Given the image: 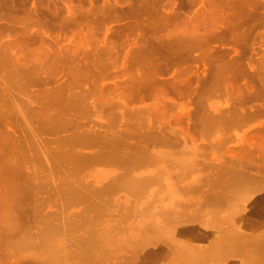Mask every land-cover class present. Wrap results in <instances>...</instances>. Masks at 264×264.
I'll return each instance as SVG.
<instances>
[{"label": "rangeland", "instance_id": "374dc122", "mask_svg": "<svg viewBox=\"0 0 264 264\" xmlns=\"http://www.w3.org/2000/svg\"><path fill=\"white\" fill-rule=\"evenodd\" d=\"M19 1L24 8L28 6L25 8L26 13L27 11L32 12V10H35L34 7H36L38 12H41L43 26H39L41 29L38 26H31V34L29 36L27 35L28 37L23 35V38L21 37L23 33H19L18 35L20 37H18L15 35L16 33L5 31V27L12 26L9 20L0 21V27L3 26V29L0 28L2 29L0 30V52L6 51L4 54L7 55V62L4 59L6 67H4L3 64H1L2 67H0V72H4L7 68V70H5L7 73H0V211L3 209L2 211L5 212H0V214H3V216L0 215V230L2 232L4 231V234L0 232V244H6V246H3V249L6 250H0V257H2L3 262L5 261V257L7 258V261H5L6 264H13V262L17 261L18 257H25L22 258L24 261L31 262L33 260L36 263L42 258V262L44 260V262L49 263L51 259L46 257L48 245L47 247L44 246L49 243H44V240L40 238V235L42 238L44 236L41 234L43 233V229H41V227L43 228V224L41 223H46L47 219L50 220L51 212L54 213L56 211V213L61 215L60 212L64 207L61 204H64L65 201H63V197L68 201V198H72L79 193L81 194V192L93 196L88 190L90 187L92 188L93 186V188L99 187L98 189H102L105 186L101 185L105 184L107 181H114L115 176H117L116 178L120 176L122 178V175L126 174L124 177H128H125L126 180L131 179L130 184L129 181H126L123 177L126 181L123 184L127 186V188L121 187L120 184V189H118L117 186L119 191L116 189L117 191L115 190L114 192L116 195L112 194L113 192L109 193L110 199L112 194L113 202L111 201L112 199L109 200L107 197L109 202L105 210L108 207L111 211L115 210L117 207H114V204H119L121 207L122 204L129 203L137 206L140 204L138 206L139 208L152 205L154 206L152 210L154 212L160 208V204L154 203L153 200L158 195V191L162 186L166 194H171V191H176V189L178 191L182 189L180 187H175L176 185L171 186L170 181L172 177H182L180 179L182 184L188 182L192 183L191 185L193 186L198 184L202 185L199 193H190L186 196L187 198L185 197L186 193L180 192L177 194V202L180 201V194H183L188 201L196 200L202 203L205 201L206 204L208 203L206 201L207 199L205 200V196L208 193H203L205 192L204 190L208 191V187L205 186L204 188L203 184L208 179L206 176L210 177L216 171H219L217 170L218 166L220 168L223 165L221 168L224 169L226 166V168L230 170L233 168L231 166L234 165L236 170H242V172L239 170L241 172L239 174L245 171L244 173L247 175V172L252 171L249 174H254V179L257 178L256 180L259 181V179L261 180L264 178V173L261 174V172H259L262 171L261 168L264 167V165H262L264 164V0H151L156 6L150 4V0H29V2L28 0H17V4H19ZM147 1L149 3H146ZM33 3H35L34 6ZM139 4L141 5V9ZM145 6L149 7L151 11L144 10L143 7ZM139 9L142 12L141 14ZM58 10L60 15L58 14ZM24 14L25 13L22 15ZM48 15H50V17ZM57 15L59 18L56 17ZM70 15L71 18H69ZM73 17L76 18L74 21L72 20L74 19ZM80 17L81 20H79ZM47 18L51 19V21L48 20V23L46 21ZM145 18L147 19V23H145ZM133 19L134 21L136 19L137 22H134ZM53 20L54 22L58 20L63 22L59 23L58 21L56 25V23L53 24ZM64 21L70 26H66ZM140 21H142V24L139 23V25L136 26V23ZM44 22L49 24L48 27ZM150 22L153 26L149 24ZM64 25L67 28H65ZM19 27L22 28L23 25ZM60 27H63V29ZM31 35L32 37H30ZM37 35L39 39H37ZM33 36H35L34 39ZM183 36L185 39L187 38V40L192 39V42L189 44L194 47V50L192 48L191 50L181 49V51L174 49V51L172 46L169 48L167 43L171 39H181L184 38ZM15 37L18 39L21 38L18 44H16V40L18 39ZM31 38L35 41L33 42ZM165 41L167 42L165 43ZM20 43L22 45L19 46ZM176 47L177 46H175V48ZM164 48L165 50H163ZM167 51H169V53H167ZM170 51H172V54ZM22 55L27 57V59L22 57ZM15 57L24 61H21L24 63H21V65L25 67L22 68L21 66L20 71L22 75L19 73L20 71H17L18 73L14 72L16 68L13 66L14 63L12 64L13 60H9L8 62V59H15ZM215 60L217 64L219 62L218 65H223L224 63L223 66H225V64L228 63L226 64L228 66L223 68V74L221 76L219 75L221 79L219 76L217 77L219 78L218 81L215 79L217 71ZM212 64L214 65L212 66ZM35 65L38 67L35 68ZM146 73H148L147 75L149 77ZM12 74L14 76L21 75V78L24 77L22 79L25 81V84L22 79V82H20V77L18 78L20 80H18L19 83L14 82L11 84L7 82L5 78L7 75L10 76ZM140 75L143 80L140 78ZM143 75L147 76V81H144L146 79H144L145 77ZM136 78H138V80H136ZM172 87L173 89H171ZM72 92L75 93L76 98L83 94L81 97H78L83 99L81 103L80 99H75ZM68 97L70 99L72 97L74 98L70 101ZM74 100L80 104L77 105L78 103ZM68 101H70L72 105ZM82 102L83 106L85 105L84 107L82 106ZM16 106L18 107L16 108ZM6 107L8 109H6ZM22 107L24 108L22 109ZM10 108H14V111L11 112ZM201 113L202 116H200ZM2 114L5 117L2 118ZM209 115L211 118L210 120L208 119ZM224 116L231 117L232 121L230 118L226 119ZM201 117L202 119L204 118L205 124H201V122H203ZM223 117L226 121L229 120L231 122H225ZM212 118H214V122L215 120L217 121L218 127L216 124L210 123L213 122ZM218 118H222L223 123L226 124L222 125V120ZM207 125L208 127H206ZM210 125L216 127L213 126L214 128L212 127V129H210ZM78 134H82L81 137L78 136ZM85 135L87 137L99 135L97 137L101 138V142L104 139V143L100 142V145H92L96 150L91 146L82 144L77 147L79 149L78 151L81 150V153L85 155L88 160L91 159V161L86 162V160L83 163L80 173L78 171L79 169L76 171L78 175L76 172H74L75 175L72 172V176L71 172L67 169L69 166L57 168L52 160H49L51 148L53 149L56 147V138L69 139L75 136V138L81 139L82 136L86 137ZM105 136H109L111 141H114H112L113 143L117 142L118 146H115L117 150L118 147L120 148L118 151H121V153L119 152V154H123V156H119L120 159L122 157L125 158L124 155L128 154L130 159L134 160L131 161V163L130 160L128 161L129 163H125L119 160L117 161L115 160L117 158H115L113 160L110 159V162H106L108 160L105 158V156H107L106 154L114 151L116 147H112L114 144L109 141L110 139L108 137L106 139ZM153 140L158 142L155 141L153 143ZM29 142H33L34 145ZM164 142H166V144H164ZM107 143H109V145L111 143V145L108 146ZM156 143H163V146L161 147L159 146L160 144L157 145ZM27 144L30 145L27 146ZM103 144L106 147L105 149ZM23 145L25 147H23ZM24 148L30 153L29 156ZM19 149L21 150L19 151ZM22 149L25 150L24 154H22ZM102 149L103 152L101 151ZM132 150L134 152H132ZM135 150H139L141 153L139 151V153L135 152ZM34 152L35 155H33ZM36 152H38V154H36ZM95 152H97V154ZM136 153L138 156L139 154L142 156L138 158ZM44 154L47 156V160L45 158L44 162H42L43 165H41V161L38 162L34 158L38 155L40 156V160H42L44 159L42 158ZM103 154H105L102 159L104 162L99 156ZM91 155L93 158L95 157V160L99 159V162H97L98 160L95 161L92 159V157L89 158ZM128 155L125 158L127 160L129 158ZM133 157L138 159L141 157L145 163L143 160V164H141L142 162L139 160L138 163L137 159L135 162V158ZM256 157H258V161L256 162L257 164L259 163L257 167H255L256 165L252 167V165L256 163L254 161L251 165L248 163H246L248 165L244 164L246 166L243 165L245 161L249 162V160H254V158L257 160ZM22 158H27L26 160L28 161L24 159L25 163L24 161L21 162L20 159L22 160ZM238 158H241V161L243 160L244 162L242 163L240 160L239 162L237 160ZM166 159L175 164L168 163V161H165ZM10 160H12V163ZM34 160L36 162H34ZM260 160H262L263 163L260 164ZM6 161L7 164L9 162L8 165H6ZM14 161H16L20 167ZM46 162L48 163L45 164ZM14 163L16 164L15 168V165L13 166ZM123 163H125V166L129 165L132 167H128V169ZM134 165L137 168H135ZM188 165L190 168L187 167ZM210 165H216V168H214L215 166H211V168H214L211 169ZM249 165L250 170L247 168ZM259 165L262 167L258 170ZM18 167L19 169L16 170ZM203 167L208 168L203 169ZM12 168H14L15 171ZM61 168H63L62 170L64 171L65 169L68 171L64 173ZM83 168L84 171L81 173ZM59 170L62 172L60 173ZM71 170L73 171V169ZM253 170L256 173L258 172L257 175ZM67 172L69 177L66 176ZM128 172L130 173V177ZM259 173L263 175V177H259ZM249 174L247 176H250ZM79 175H81V178H78L80 177ZM64 177L65 180L63 179ZM72 177L74 179H71ZM75 178L77 181H75ZM121 178H119V181ZM165 178L168 183H166L167 181ZM62 180H64V182ZM149 180L152 183L155 181V183L152 184ZM142 181H144L142 187L145 189L142 191L144 193H142L143 196L141 195V199L144 198L143 200L139 199L140 195H138L139 191L141 193V188L139 189L134 186V184L141 183ZM65 182L66 184L71 183L74 187L71 185L70 187L68 186L69 184H67L69 189H65L66 184H63ZM75 182H77V184ZM82 182L85 184H82ZM114 182H118V180ZM262 182L260 181V183ZM89 183L92 186L89 187ZM39 184H42V186L38 187ZM150 184L151 187H149ZM182 184L180 185L182 186ZM54 185H60L62 188L59 186L60 189H57L59 187ZM81 185L83 190L80 188ZM83 185H87L89 188H87V186L85 188ZM144 185L148 188L147 191ZM75 186L77 187L75 188ZM253 186L255 187V185ZM4 187H7L5 188L6 191L8 190L7 192L4 190ZM11 188L14 190L12 195L10 193L12 190ZM17 188L18 190H16ZM70 188H72L71 191H73L72 195L69 191ZM130 188H132L131 190H133L134 193H132L131 190L128 191ZM76 190L78 191L75 193ZM255 191H258L256 194L253 193L256 196L264 195V192H259V190ZM137 192L138 194L136 195ZM2 193L5 196H1ZM53 193H57L53 196L55 197L57 195L58 199H53ZM61 193H67L68 197ZM46 195H48V197ZM86 195H84L85 197L82 200L76 201L82 202L78 203V205L80 204L79 206L74 201L71 202L75 204H73L74 206L71 205L72 208L69 210V213H81L86 203V201L83 200H88L85 206L88 202L90 203L87 207L90 206L92 202L95 204L98 202L97 200L99 198L96 200L95 197L90 196L91 198H88L89 196ZM103 195L106 199L105 193H103ZM10 196L13 198L12 201L9 199ZM158 197H160V194ZM48 198V201H50L49 203L46 201ZM55 199L63 202L59 201V204ZM137 199L140 201L138 200L137 202ZM8 200L11 201V203L8 202ZM241 200L239 201L240 204ZM37 201H40V207H38L39 202ZM41 201H43V203ZM67 201H65V203ZM5 204H9L10 206L7 205L9 207H5ZM243 204L245 205L246 201H244ZM34 205L35 207H33ZM44 205H46L45 208L43 207ZM60 205L62 206L61 210H59V207H61ZM14 207L16 209L12 211ZM41 207H43L42 212H40L41 210L39 209ZM87 207H85L84 210H87ZM5 208H7V211H5ZM33 208L38 210L34 209V212ZM48 210L50 212H48ZM110 210L106 211L109 212ZM10 211H12V214ZM40 213H44L42 214L45 215L43 219L38 217L42 216ZM46 213L47 215L50 213V215L47 216ZM56 213L54 215L52 214V218L56 216ZM36 215L38 216L36 217ZM211 216L212 215H208V218ZM4 217H6V221ZM52 218L50 221H47V223L53 222L52 225H57V223H59L58 218H56L57 221H54L55 219L52 220ZM12 219H14V221ZM74 221L75 218L73 222ZM135 221L147 222L148 220L140 218ZM19 224L21 225L19 226ZM13 228L15 230H12ZM5 229H7V231ZM29 229L30 231L33 229L30 232L33 241H36L38 243L37 245H42L44 243L42 245L43 248L40 245L39 248L36 243L33 248L27 246L25 240ZM5 231L7 233H5ZM35 234L39 238H35ZM20 235L24 238L22 239L23 242L25 241V244L21 241L22 239L20 240ZM6 236L8 238L10 237L9 239H15L16 242L13 244L18 243L19 241L17 242V240H20L22 242L20 243L22 244L21 250L19 248H17L18 250L13 248V253L11 251L12 241L9 240L10 243H6L3 240L4 238L6 241L8 240ZM14 239L12 240L14 241ZM7 246L9 247L7 248ZM7 250L9 253L7 252L6 256L5 252ZM2 251L4 254L1 253ZM41 251L46 252L45 255H43V253H40L42 255L38 254ZM11 254L14 255L12 256ZM27 256H29L28 259H26ZM239 256L240 259H245L242 255ZM22 259L18 260L21 261ZM62 262H64V260Z\"/></svg>", "mask_w": 264, "mask_h": 264}, {"label": "bare ground", "instance_id": "6f19581e", "mask_svg": "<svg viewBox=\"0 0 264 264\" xmlns=\"http://www.w3.org/2000/svg\"><path fill=\"white\" fill-rule=\"evenodd\" d=\"M23 1H25V0H23ZM22 1V2H23ZM41 1V0H40ZM28 2H29V0H28ZM27 2V3H28ZM152 2V3H151ZM31 3V2H30ZM146 3H149L148 1L146 2ZM23 4H24V2H23ZM34 4L35 3H33V6H34ZM41 4V3H40ZM39 4V5H40ZM150 4H152V5H154V6H156L155 4H153V1H151L150 0ZM29 5V4H28ZM137 5V4H136ZM140 5V4H139ZM149 5V4H148ZM151 5V6H152ZM26 6H27V4H26ZM36 6V5H35ZM42 6V5H41ZM142 6H144V5H142ZM28 7V6H27ZM27 7H25V8H27ZM132 7V6H131ZM25 8H24V6H22V3H20V1H19V4H17V0H0V21L2 20V21H4V20H9L10 21V23H12V26H10V27H5V31H9V33L11 32V33H16L15 35H17L18 37H20L18 34L20 33H23L22 34V36L21 37H23L24 38V36L26 35H30L31 33V29H32V27H35V26H40V27H42L43 25V18H42V15H41V12H38V10L36 9V7H34L35 8V10H32V12H28L27 11V13H26V11H25ZM30 8V7H29ZM33 8V9H34ZM59 8V7H58ZM144 8V10H148V11H151L150 9H149V7H147V6H145V7H143ZM40 9H41V7H40ZM43 9V8H42ZM138 9V8H137ZM137 9H135V10H137ZM140 9H141V5H140ZM139 9V10H140ZM27 10H29V9H27ZM59 10H61V9H59ZM59 10H58V14H59ZM55 11H57V10H55ZM54 11V12H55ZM53 12V11H52ZM133 12H134V8H133ZM140 12V14L142 13L141 12V10L139 11ZM23 13H25L24 15H22ZM43 13V12H42ZM60 13H61V11H60ZM136 13V12H135ZM137 13H138V11H137ZM144 13V12H143ZM151 13V12H150ZM47 14V13H46ZM45 14V15H46ZM51 14V13H50ZM53 14V13H52ZM55 14V13H54ZM56 14H57V12H56ZM132 14H134V13H132ZM148 14V13H147ZM44 15V16H45ZM60 15V14H59ZM139 15V14H138ZM142 15H144V14H142ZM49 17H50V15H48ZM48 16H46V17H48ZM63 16V15H62ZM149 16V15H148ZM55 17V16H54ZM56 17H58V15L56 16ZM55 17V18H56ZM132 17V16H131ZM135 17V16H134ZM138 17V16H137ZM136 17V18H137ZM143 17V16H142ZM142 17H141V19H142ZM59 18V17H58ZM63 18V17H62ZM66 18V17H65ZM69 18H71V15H70V17ZM74 18V17H73ZM60 19H61V17H60ZM64 19V18H63ZM67 19V18H66ZM76 18H74V19H72L73 21L75 20ZM77 19H79V18H77ZM48 20H50L51 21V19H48L47 18V23H48ZM57 20V19H56ZM62 20V19H61ZM68 20V19H67ZM79 20H81V17H80V19ZM137 20L139 21V19L137 18ZM59 21V20H58ZM57 21V22H58ZM66 21V20H65ZM65 21H64V23H65ZM133 21H134V19H133ZM135 21H136V19H135ZM134 21V22H135ZM147 21V19L145 18V23H147L146 22ZM52 22H54V20L52 21ZM52 22H51V24H52ZM57 22L55 21L53 24H55L56 23V25H57ZM63 22V21H62ZM62 22H60L59 21V23H62ZM76 22V21H75ZM77 22H79V21H77ZM137 22V21H136ZM9 23V22H8ZM44 23H46V22H44ZM46 23V24H47ZM50 23V22H49ZM63 23V24H64ZM69 23V22H68ZM71 23V22H70ZM139 23H141L142 24V21H140V22H138V23H136V26L137 25H139ZM20 24V25H19ZM45 24V25H46ZM132 24V23H131ZM151 26H153V24L150 22L149 23ZM10 25V24H9ZM8 25V26H9ZM21 26V25H23V27L21 28V27H19V26ZM48 25L49 24H47V27H48ZM65 25L66 26H70V25H67L66 23H65ZM64 25V27L65 28H67L66 26ZM32 26V27H31ZM134 26V25H133ZM135 26V27H136ZM3 27V26H2ZM2 27H0V28H2ZM39 27V28H40ZM130 27V26H129ZM131 27H132V25H131ZM45 28V27H44ZM43 28V29H44ZM60 28H62L63 29V27H60ZM3 29V28H2ZM2 29H0V30H2ZM41 29V28H40ZM36 30V29H35ZM40 31V30H39ZM6 33V32H5ZM35 33V32H34ZM37 33H38V30H37ZM36 33V34H37ZM2 34H3V32H2ZM39 34H40V32H39ZM24 35V36H23ZM32 35H34V34H32ZM32 35L30 36V37H32ZM27 36V37H28ZM40 36V35H39ZM0 37H1V35H0ZM29 37V38H30ZM34 37L35 36H33V39H34ZM37 37V39H39L38 38V35L36 36ZM184 37V36H183ZM16 38V37H15ZM22 38V39H23ZM29 38H28V40H29ZM16 39H18V38H16ZM20 40H21V38H19ZM19 39L18 40H16V44H18L19 43ZM32 39V38H31ZM31 39H30V41H31ZM32 39V40H33ZM41 39V38H40ZM25 40V39H24ZM42 40V39H41ZM169 40V39H168ZM193 40H195V39H193ZM35 40H33V42H34ZM22 42H23V40H22ZM28 42V41H27ZM26 42V43H27ZM167 41H165V43H166ZM190 42H192V39H189V40H187V38L185 39V37L184 38H175V39H171L168 43H167V45L169 46V48L172 46V49L174 50V49H178V50H180L181 51V49H184V50H191L192 48H193V50H194V47L191 45L190 46ZM25 43V44H26ZM31 43V42H30ZM162 43H164V42H162ZM161 43V44H162ZM160 44V45H161ZM20 45H22L21 43L19 44V46ZM162 46V45H161ZM175 46H177L176 48H175ZM195 46V45H194ZM165 47V46H164ZM7 48H9V47H7ZM161 48V47H160ZM166 48H167V46H166ZM2 50H3V47H2ZM7 50V49H6ZM163 50H165V48L163 49ZM171 50V49H170ZM172 50V51H173ZM178 50H176V51H178ZM172 51H170V53L172 54ZM175 51V50H174ZM179 51V52H180ZM6 52V51H5ZM5 52H0V59H1V63H0V67H2V65L1 64H3L4 65V67H6L5 66V64H4V62L7 60L6 59V57H7V55H5L4 53ZM30 52V51H29ZM33 52V51H32ZM164 52V51H163ZM166 52V51H165ZM186 52V51H185ZM188 52V51H187ZM192 52V51H191ZM3 53V54H2ZM167 53H169V51H167ZM189 53H190V51H189ZM8 54V53H7ZM11 54V53H10ZM171 54H169V55H171ZM191 54V53H190ZM15 56V55H14ZM22 57H24V58H26L27 59V57H25V56H23L22 55ZM4 59H5V61H4ZM9 60H13V62H12V64L14 63V67L16 68L15 69V73H18L17 71H20L21 70V66H22V68H25V67H23L24 65H21V63H23L24 61L22 60V59H20V58H16L15 57V59H8V62H9ZM214 60V59H213ZM21 61H23V62H21ZM216 61V60H215ZM7 62V61H6ZM213 63H214V61H213ZM226 63V62H225ZM24 64V63H23ZM215 64L217 65V71H216V77H215V79H217V81H218V79L220 78V76L223 74V68H226V66H228V65H226V64H228V63H226L225 64V66H223L224 65V63H223V65L221 64V65H218L219 64V62H218V64H217V61L215 62ZM6 65H7V63H6ZM214 64H212V66H213ZM8 66H9V64H8ZM10 66H11V64H10ZM33 66V65H32ZM36 67L35 68H37L38 66L37 65H35ZM12 67V66H11ZM13 67V68H14ZM8 68H10V67H8ZM34 68V67H33ZM33 68H31V69H33ZM215 68V67H214ZM10 69H12V68H10ZM216 69V68H215ZM3 70H4V68H3ZM5 70H7V68L5 69ZM5 70H4V72H5ZM12 70H14V69H12ZM1 71V70H0ZM10 71V70H9ZM26 71H28V70H26ZM3 72V71H2ZM2 72H0V73H2ZM2 73V74H5V73H7V71L5 72V73ZM12 72V71H11ZM9 73V72H8ZM14 73V74H15ZM20 74H21V71L19 72ZM25 73V72H24ZM219 73V74H218ZM1 74V75H2ZM10 74V73H9ZM148 73H146V75H147ZM22 75V74H21ZM21 75L20 76H14L13 74L12 75H10V76H8L7 75V77H6V75H5V79H6V81L7 82H10L11 84L12 83H19V81L22 79V78H24V77H22L21 78ZM144 76L145 78L144 79H146V77L148 76ZM220 75V76H219ZM4 76V75H3ZM219 76V78H217ZM2 77V76H1ZM20 77V78H19ZM149 77V76H148ZM3 78V77H2ZM20 80H19V79ZM139 78V77H138ZM138 78H136V80H138ZM140 78L142 79V77H141V75H140ZM5 79H3V80H5ZM29 79V78H28ZM140 79V80H141ZM221 79V78H220ZM19 80V81H18ZM23 80V79H22ZM22 80L20 81V82H22ZM143 80V79H142ZM24 81V80H23ZM144 81H147V79L146 80H144ZM216 81V80H215ZM216 81V82H217ZM24 84H25V81L23 82ZM27 83V82H26ZM28 84V83H27ZM13 85H15V84H13ZM16 85H18V84H16ZM21 86H22V84H21ZM171 86V85H170ZM175 87V86H174ZM178 88V87H177ZM171 89H173V87L171 88ZM178 89H180V88H178ZM182 89V88H181ZM174 90H175V88H174ZM177 91V90H176ZM82 93V92H81ZM81 93H78V94H81ZM74 94V97H75V93L74 92H72V95ZM83 94H81V96H82ZM69 96L71 97V95L69 94ZM81 96H78V97H81ZM74 97H72V98H74ZM76 98L75 97V99H80V98ZM69 98V97H68ZM71 98V99H72ZM5 99V98H4ZM3 99V100H4ZM70 99V98H69ZM71 99H70V101H71ZM73 100V99H72ZM81 100H83V99H80V103H81ZM70 101H68L69 103H70ZM74 101H76V100H74ZM14 102H15V100H14ZM77 102V101H76ZM78 103V102H77ZM80 103H78L77 105H79ZM6 104L8 105V103L6 102ZM5 104V105H6ZM9 104H10V101H9ZM13 104V103H12ZM15 104H16V102H15ZM71 105H72V103H70ZM74 104V103H73ZM85 104V103H84ZM204 104V103H203ZM11 105V104H10ZM9 105V106H10ZM19 105V104H18ZM21 105V104H20ZM69 105V104H68ZM71 105H69V106H71ZM77 105H74V106H77ZM206 105V104H205ZM23 106V105H22ZM82 106H83V102H82ZM85 106V105H84ZM83 106V107H84ZM18 106H16V108H17ZM25 107V106H24ZM24 107H22V109L24 108ZM71 107H73V106H71ZM80 107V106H79ZM82 107V108H83ZM203 107V106H202ZM204 107H206V106H204ZM15 108V107H14ZM14 108H10V110H11V112L12 111H14ZM21 108V107H20ZM20 108H19V110H20ZM74 108H76V107H74ZM236 108V107H235ZM6 109H8L7 107H6ZM21 109V110H22ZM25 109H26V107H25ZM77 109V108H76ZM86 109V108H85ZM81 110V109H80ZM1 111V110H0ZM3 111H5V110H3ZM2 111V112H3ZM9 111V110H8ZM7 111V112H8ZM23 111V110H22ZM25 111H27V110H25ZM233 111H235V110H233ZM29 112V111H28ZM206 112V111H205ZM1 114V113H0ZM4 114V113H3ZM2 114V115H3ZM12 114V113H11ZM25 114H26V112H25ZM210 114V113H209ZM10 115V114H9ZM204 115H206V114H204ZM200 116H202V113H201V115ZM1 117V116H0ZM3 117H5L4 115L2 116V118ZM30 117V116H29ZM220 117V116H219ZM226 119H229L230 118V120L232 121V119H231V117H226V116H224ZM223 117V118H224ZM208 118V117H207ZM217 118V117H216ZM224 118V121L225 122H228V121H226V119ZM234 118H236V117H234ZM233 118V119H234ZM5 119H7V118H5ZM201 119H202V117H201ZM199 120V121H202V120ZM206 119V118H205ZM209 120L211 119L210 118V115H209V118H208ZM218 119H220V120H222V125H225L226 123H223V119L222 118H218ZM217 119V120H218ZM237 119V118H236ZM214 120V118H212V121ZM206 121V120H205ZM231 121H229V122H231ZM221 122V121H220ZM202 123H204V120H203V122H201V124ZM210 123H213L214 125L216 124L217 125V121L215 120V122L213 121V122H210ZM209 123V124H210ZM205 124V123H204ZM219 124V123H218ZM213 125V126H214ZM212 125H210V129H212V127H213ZM219 125H217V127H218ZM220 126H221V123H220ZM32 127H35V126H32ZM206 127H208V125L206 126ZM214 127H216V126H214ZM213 127V128H214ZM222 127V126H221ZM36 129V128H35ZM217 130V129H216ZM209 131V130H208ZM210 132H211V130H210ZM84 134V133H83ZM85 134H86V132H85ZM89 134H91V133H89ZM94 134V133H93ZM81 135L82 134H78V136H80L81 137ZM95 135V134H94ZM211 135V134H210ZM68 136H70V135H68ZM77 136V135H76ZM86 136V135H85ZM93 136V135H92ZM97 136H99V135H97ZM97 136H95V137H83L82 136V138L81 139H79V138H75V136H73L74 138H66V139H60L59 137V139L58 138H56V147H54L53 149L51 148V150H50V158H49V160L51 159L52 160V162L55 164V166H57V168H59V167H61V166H69V168H67V167H65V168H67L70 172H71V175L73 176V174H74V172H76L78 169V171H79V173H80V169H81V167L83 166V163L86 161V162H88V161H91V159H87L86 157H85V155H83L82 153H81V150L80 151H78L79 149L77 148L79 145H88V146H91V147H93L92 145H95V144H99L100 145V139L101 138H99V137H97ZM209 136V135H208ZM106 137V139H107V137L110 139V137L109 136H105ZM153 137H157V136H153ZM153 137H151V138H153ZM104 138V137H103ZM102 138V139H103ZM115 139V138H114ZM33 141V140H32ZM103 141H104V139H103ZM102 141V142H103ZM107 141V140H106ZM110 142H112L111 141V139L109 140ZM109 141H107V142H109ZM156 140H153V143L155 142ZM167 141V140H166ZM101 142V143H102ZM114 142V141H113ZM112 142V143H113ZM156 142H158V141H156ZM25 143V142H24ZM30 144L32 143L33 144V142H29ZM104 143V142H103ZM30 144H27V146H29ZM108 144V146H110L111 145V143H110V145H109V143H107ZM114 144V146L112 145V147H116V146H118V144H117V142L116 143H113ZM157 144V143H156ZM155 144V145H156ZM158 144H160V143H158ZM157 144V145H158ZM164 144H166V142H164ZM217 144H218V142H217ZM26 145V144H25ZM34 145V144H33ZM54 145V144H53ZM104 145V144H103ZM102 145V146H103ZM105 145H106V143H105ZM105 145H104V149L106 148L105 147ZM116 145V146H115ZM156 145V146H157ZM170 145V144H169ZM18 146H21V145H18ZM159 146H163V143H161ZM158 146V147H159ZM166 146V145H165ZM168 146V145H167ZM23 147H25L24 145H23ZM80 147H83V146H80ZM99 147V146H98ZM21 148V147H20ZM93 148H95V147H93ZM18 149V148H17ZM25 149V148H24ZM27 149H28V147H27ZM36 149V148H35ZM111 149V148H110ZM115 149V148H114ZM113 149V150H114ZM21 149H19V151H20ZM26 150V149H25ZM25 150H23L22 149V154H24V151ZM95 150H96V148H95ZM107 150H108V148H107ZM112 150V149H111ZM118 150H120V148L118 147ZM117 150V147H116V149L114 150V151H111L109 154L107 153H105L107 156H105V154H103V155H99L101 158V160L103 159V157L105 156V158H106V162H110V159L111 160H113V159H115V158H117V159H115V160H119L120 162H127V163H129L128 161L130 160V163H131V161H133V160H131L130 159V156H129V158H128V160L127 159H125L126 157H127V155L125 154L124 156H125V158H123V160H122V158L120 159V157H121V155L123 156V154H119V152L121 153V151H118ZM27 151V153H28V156H29V152H28V150H26ZM38 151V150H37ZM39 151H42V150H39ZM100 151V150H99ZM102 152H103V149L101 150ZM106 151V150H105ZM130 151V150H129ZM139 151V150H138ZM137 150H135V152H138ZM142 151V150H141ZM48 152H46V153H48ZM108 152H109V150H108ZM132 152H134L133 150H132ZM140 152V151H139ZM138 152V153H139ZM19 153V152H18ZM18 153H17V156H18ZM26 153V152H25ZM96 154H97V152H95ZM101 153V152H100ZM141 153V152H140ZM142 153H145V152H142ZM16 154V153H15ZM36 154H38V152H36ZM119 154V155H118ZM130 154V153H129ZM146 154H147V152H146ZM163 154V153H162ZM31 155H32V153H31ZM33 155H35V152H34V154ZM93 155V154H92ZM92 155L91 156H89V158H91L92 157ZM136 155H137V153H136ZM143 155H145V154H143ZM43 156H46L45 154L43 155ZM42 156V158H44V159H42V160H40V156H38V155H36L35 156V158L34 157H32V158H34V159H36V161H41V165H43L42 164V162H44V160H45V158H46V160H47V156L46 157H43ZM94 156H95V154H94ZM98 156V155H97ZM119 157V159H118V157ZM139 156H142L141 154H139ZM139 156L137 155V157L139 158ZM148 156V155H147ZM22 157V156H21ZM20 157V158H21ZM149 157V156H148ZM18 158V157H17ZM31 158V159H32ZM104 158V159H105ZM133 158H135V157H133ZM138 158H135V162H136V159H137V162L139 163V161L140 162H142L141 164H143V159H141V157H140V159H138ZM163 158H166V157H163ZM257 158V160H255V158H254V160H249V162H246L245 161V163H243L244 161L242 160L241 161V158H238L237 160L239 161H241L242 163H243V165L244 164H246V163H248V164H250L251 165V163L254 161V162H256V161H258V157H256ZM25 159V158H24ZM24 159L22 158V160L20 159V161L21 162H23L24 161ZM27 159V158H26ZM25 159V160H26ZM92 159H94L95 160V157L93 158L92 157ZM167 159H171V158H167ZM165 160V161H168V160ZM174 159V158H173ZM178 159H180V158H178ZM177 159V160H178ZM249 159H250V157H249ZM252 159H253V157H252ZM261 159V158H260ZM264 159V158H263ZM12 160H14V159H12ZM12 160H10L11 161V163H12ZM16 160V159H15ZM96 160H98L97 162H99V159H96ZM95 160V161H96ZM139 160V161H138ZM143 160V161H142ZM161 160H164V159H161ZM181 160V159H180ZM26 161H28V160H26ZM35 160H34V162H36ZM93 161V160H92ZM103 161V160H102ZM172 161H174V160H172ZM179 161V160H178ZM239 161V162H240ZM262 160H260V164L261 163H263V161L261 162ZM15 163H16V161H14ZM30 162H32V161H30ZM101 162V161H100ZM104 162V161H103ZM170 161H168V163H169ZM183 162V161H182ZM239 162H238V164H239ZM253 162V163H254ZM13 164V166H14V168L16 167V164H18V163H16V164ZM24 163H25V161H24ZM23 163V164H24ZM33 163V162H32ZM48 162H46L45 164H47ZM51 163V162H50ZM52 163V164H53ZM93 163H94V161H93ZM102 163V162H101ZM125 163H123L124 164V166H125ZM144 163H145V161H144ZM167 163V162H166ZM171 163V162H170ZM173 164H175L174 162H172ZM171 163V164H172ZM227 163V162H226ZM252 163V164H253ZM8 164H9V162H8ZM7 164V161H6V165H8ZM53 164V165H54ZM82 164V165H81ZM95 164V163H94ZM177 164V163H176ZM178 164H179V162H178ZM248 164H246V165H248ZM259 164V163H258ZM257 162L255 163V164H253L252 165V167L254 166V165H256L255 167H257ZM22 165V164H21ZM38 165H39V163H38ZM48 165H50V164H48ZM181 165H183V164H181ZM220 165V164H219ZM246 165H244V166H246ZM250 165H249V167H247L249 170H250ZM262 165H264V164H262ZM18 166H19V164H18ZM35 166H37V165H35ZM70 166H71V169H73V171L70 169ZM123 166V165H122ZM135 166V165H134ZM134 166H133V168H134ZM138 166V165H137ZM141 166V165H140ZM178 166H180V165H178ZM199 166V165H198ZM206 166V165H205ZM211 166H215L214 168H216V165H210V168H211ZM217 166H218V164H217ZM223 166V165H222ZM221 166V167H222ZM228 166V165H227ZM20 167V166H19ZM19 167L18 168H16V170L17 169H19ZM39 167H40V165H39ZM38 167V168H39ZM125 167H132V166H129V165H127V166H125ZM143 167V166H142ZM141 167V168H142ZM181 167V166H180ZM187 167H189L190 168V166L188 165ZM220 167V168H221ZM229 167V166H228ZM231 167H233L234 168V170H236V168L234 167V165L233 166H231ZM254 167V168H255ZM262 166H258V170L261 168ZM14 168H12L14 171H15V169ZM135 168H137L136 166H135ZM140 168V167H139ZM178 168V167H177ZM183 168H184V166H183ZM197 168V167H196ZM202 168V167H201ZM208 167H206V168H204L203 167V169H207ZM209 168V169H210ZM213 167L211 168V169H214ZM219 168V166H218V169L217 170H219L218 172L216 171L212 176H210L209 174H207V175H209L210 177H207L206 176V178H208L207 180H206V182H204V184H203V187L205 188V186L206 187H208V191H206V190H204L205 192L203 193V194H205V193H208L206 196L205 195H203V196H205L206 198H205V200L207 201V203L208 204H206L205 203V201L203 202V203H205V204H203L201 201H196V200H190V201H188V199H186L187 197V195H189L190 193H195V194H197V193H199L201 190H200V188H202L201 186V184H198V185H196V186H193V185H191L192 183H188V182H186V184H182L181 182H180V179L182 178H179V176L178 177H172V180L170 181L171 182V186H175V187H180V188H182V189H180L179 191L176 189V191L175 190H173V191H171L172 193L171 194H166V193H164V189L161 187L160 188V190L158 191V195L160 194V197H158V195L155 197V199L153 200L154 201V203H156V204H160V208L159 209H157L155 212L154 211H152L153 210V208H154V206H146L145 208H143V207H138L137 205H133V204H129V203H127V204H122V209H121V207H120V205L119 204H114L113 206L114 207H117L115 210H113V211H111L110 209H106L107 211L108 210H110L109 212H107L106 210H105V208H106V205L108 204V202H109V200H111L112 199V194H115L114 192H115V190L117 189V186H118V189H120V184H121V187H126L127 188V186H124V182H126V181H129V184H130V180L131 179H127L126 180V178H128V177H124V175H126V174H124V175H122V178L124 177L125 178V180H124V178L122 179L121 178V176L119 177V178H121V180L119 181V178H116L117 176H115L114 178V181H116V180H118V182H114V181H107V182H105V184H103V185H101V186H105V187H103L102 189L100 188V189H98L99 187H96V188H93V186L90 184L89 185V187L90 186H92V188L90 187V189H88L89 190V192L90 193H92V195L93 196H91V197H95V199L97 200L98 198V202L97 201H95V202H97L96 204L95 203H93L91 200L93 199H91L90 201L92 202V204L90 205V206H88L87 207V205L88 204H90L89 202H88V204L85 206V204L87 203V201L88 200H83V201H86V203L84 204V209H85V207H87V210H84V209H82V211H81V213L79 212V214H74V213H69V210H71V208H72V206L71 205H73V204H75V203H77V205H78V203H82V202H76V201H79V200H82L85 196L84 195H86L87 193H83V192H81V194L79 193L78 195H76V196H74V197H72V198H68V201L66 200V198H64L63 197V201L65 200V201H67L66 203H65V201H64V204L62 203L61 205L62 206H64L63 208H62V206L61 207H59L60 209L59 210H61V208H62V211L60 212V214L61 215H59V213H56V211L53 213V212H51V215H50V213H49V215L51 216V218L53 217L52 216V214L54 215L55 213H56V216H54V218H52V220L53 219H55L54 221H57L56 220V218H58V222L59 223H57V225H52V223L53 222H49V223H47V221H50L51 220V218L50 217H48V218H50V220H48L47 219V221H46V217H45V221H46V223H41V224H43V228L41 227V229H43V233H41V234H43L44 236H43V238L41 237V235H40V238L42 239V240H44V243H49V244H46V245H44V246H46L47 247V245H48V247H47V253L46 252H39L38 254H40V253H43V255H45V253H46V257L47 258H50L51 259V261L49 262V263H46V262H44V260H43V262L41 261V259H40V255H42V254H40L39 256V259L40 260H38V262H36L35 263V261H31V262H29V261H24L22 258H25V257H22V258H17V261L16 262H13V264H264V195H262V196H256V195H254V194H256V192H258V191H255V190H259V192H264V178L263 179H259V181L258 180H256V179H254L253 178V175H251V174H249V173H251V172H247V175L249 174L250 176H247L246 175V173H242V174H239V173H241L242 172V170H236V171H234L233 170V168H231L232 169V171H231V169L230 170H228L227 168H226V166L224 167V169L223 168H221L220 169ZM226 168V169H225ZM246 168V169H247ZM253 168V169H254ZM263 168V169H262ZM261 168V170L262 171H259V172H261V174H263L264 172V167H262ZM36 169H37V167H36ZM63 168H61V170H62ZM129 169V168H128ZM202 169V170H203ZM210 169V170H211ZM59 170L60 171V173L62 172V171H64V170ZM68 170H66L65 169V171H64V173L66 172V171H68ZM103 170V169H102ZM133 170V169H132ZM132 170H130V171H132ZM137 170V169H136ZM164 170V169H163ZM188 170V169H187ZM190 170H192V169H190ZM193 170H195V169H193ZM216 170V169H215ZM224 170H226V171H224ZM83 171H84V168L82 169V172L81 173H83ZM104 171V170H103ZM129 171V172H130ZM159 171H161V170H159ZM158 171V172H159ZM204 171H209V170H204ZM211 171H213V170H211ZM237 171H239V172H237ZM248 171V170H247ZM255 171H257V170H255ZM70 172H69V174H70ZM72 172H73V174H72ZM128 172V175H129V177H130V173ZM162 172V171H161ZM253 172H254V170H253ZM78 172H76V174H77ZM132 173V172H131ZM194 173V172H193ZM206 173V172H205ZM212 173V172H211ZM254 173H256V172H254ZM258 173V172H257ZM257 173H256V175H257ZM68 174V172L66 173V176L67 177H69V175H67ZM160 174V173H159ZM162 174H164V173H162ZM186 174H188V173H186ZM260 174V173H259ZM258 174V175H259ZM260 174V176L259 177H263V175H261ZM75 175V174H74ZM78 175V174H77ZM82 175V174H81ZM81 175H79L80 177H78V178H81ZM179 175V174H178ZM215 175V176H214ZM175 176V175H174ZM181 176V175H180ZM214 176V177H213ZM75 177V176H74ZM162 177V176H161ZM187 177H190V176H187ZM134 178V177H133ZM155 178H156V176H155ZM154 178V179H155ZM205 178V177H204ZM64 180H65V177L63 178ZM71 179H74L73 177L71 178ZM71 179H70V181H71ZM64 180H62L63 182H64ZM69 180V179H68ZM151 180V179H150ZM149 180V181H150ZM153 180V179H152ZM165 180H166V178H165ZM170 180V179H169ZM190 180H193V179H190ZM35 181V180H34ZM75 181H77V179L75 178ZM167 181V180H166ZM205 181V180H204ZM260 181L262 182V183H260ZM67 182H69V181H67ZM74 182V181H73ZM79 182H80V184H81V181L79 180ZM140 182V181H139ZM144 181H142L141 183H137V184H134V186L135 187H138L139 189L141 188V193H140V191H139V189L137 188V190L139 191V194H138V192L136 193V195L138 194V195H140V197H139V199H141V195L143 196V183ZM148 182V181H147ZM146 182V183H147ZM158 182V181H157ZM162 182V181H161ZM169 182V183H170ZM201 182V181H200ZM202 182H203V180H202ZM35 183H37V182H35ZM34 183V184H35ZM60 183H62V182H60ZM76 184H77V182H75ZM75 183H73V184H75ZM84 182H82V184H83ZM134 183V182H133ZM149 183V182H148ZM150 183H152L151 181H150ZM154 183H155V181H154ZM154 183H152V184H154ZM166 183H168V181L166 182ZM252 184V186H251V184ZM10 184V183H9ZM8 184V185H9ZM32 184V183H31ZM63 184H66V182L65 183H63ZM67 184H69L68 186H70L71 185V183H67ZM67 184H66V187H65V189L67 188V189H69L68 187H67ZM80 184H79V186H80ZM85 184V183H84ZM87 184H88V182H87ZM123 184V185H122ZM159 184V183H158ZM180 184H182V186L180 185ZM33 185V184H32ZM36 185V184H35ZM38 185V184H37ZM162 185V184H161ZM168 185H170V184H168ZM180 185V186H179ZM253 185H255V187L253 186ZM6 186V185H5ZM40 186H42V184L40 185L39 184V186L38 187H40ZM54 186H58V185H54ZM60 186V185H59ZM58 186V187H59ZM72 187H74L73 185H71ZM70 186V187H71ZM83 186H85V185H83ZM87 186V185H86ZM86 186H85V188H86ZM95 186V185H94ZM132 186H133V184H132ZM132 186H129V187H132ZM250 186V187H249ZM37 187V186H36ZM61 188H62V186H60ZM60 187L59 188H57V189H60ZM77 186H75V188H76ZM88 186H87V188H89ZM144 187H145V185H144ZM149 187H151V184L149 185ZM222 187V188H221ZM253 187H254V189H253ZM5 188H7V187H4V190L6 191V189ZM14 188V187H13ZM53 188H56V187H53ZM80 188H82V190H83V187H82V185H81V187ZM84 188V189H85ZM146 188V191L148 190V188L147 187H145ZM12 189V188H11ZM15 189V188H14ZM57 189H56V191H57ZM71 189L72 188H70V194L72 195L73 193V191H71ZM78 189V188H77ZM117 189V190H118ZM132 188H130L128 191H130ZM13 190V189H12ZM11 190V195L13 194L12 192H14V190L12 191ZM16 190H18V188L16 189ZM53 190H55V189H53ZM74 190V189H73ZM80 190V189H79ZM114 190V191H113ZM116 190V191H117ZM124 190V189H123ZM127 190V189H126ZM125 190V191H126ZM145 190V189H144ZM262 190V191H261ZM8 191V190H7ZM6 191V192H7ZM55 191V192H56ZM78 190H76L75 191V193L77 192ZM119 191V190H118ZM120 191H122V190H120ZM132 191V193H134L133 192V190H131ZM190 191H192V192H190ZM6 192H5V194H6ZM87 192V191H86ZM113 192V193H112ZM180 192H182V193H186V195H185V197H184V195L183 194H180V201L179 202H177V199H176V195L177 194H179ZM9 193V192H8ZM52 193V192H51ZM103 193H105V195H106V199H105V196L103 195ZM109 193H112L111 194V199L109 198L110 197V194ZM117 193H119V192H117ZM125 193V192H124ZM127 193V192H126ZM143 193V194H142ZM254 193V194H253ZM15 194V193H14ZM54 194H57V193H53L52 194V196L54 195ZM58 194H59V192H58ZM62 194V193H61ZM64 194V196L66 195H68L67 193L65 194V193H63ZM62 194V195H63ZM108 194V195H107ZM50 195V194H49ZM60 195V194H59ZM116 195V194H115ZM115 195H114V197H115ZM135 195V196H136ZM1 196H5L3 193L1 194ZM8 196V195H7ZM47 197H48V195H46ZM61 196V195H60ZM86 196H89L88 194L86 195ZM88 197V198H91V197ZM102 196H104V197H102ZM126 196V195H125ZM134 196V195H133ZM197 196V195H196ZM195 196V197H196ZM46 197V198H47ZM50 197V196H49ZM68 197V196H67ZM107 197L109 198V200L107 199ZM121 197H123V196H121ZM202 197V196H201ZM1 198H3V197H1ZM6 198V197H5ZM4 198V199H5ZM45 198V199H46ZM54 198H57V195L54 197L53 196V199ZM60 198V197H59ZM87 198V197H86ZM85 198V199H86ZM204 198V197H203ZM11 201H12V197L10 196V198H9ZM44 199V200H45ZM52 199V198H51ZM50 199V200H51ZM52 199V200H53ZM58 199V198H57ZM139 199H137V202H138V200ZM144 198H142L141 200H143ZM242 199V200H241ZM40 200H42V199H40ZM49 200V198L46 200V201H48ZM56 200V199H55ZM61 200H62V197H61ZM241 200V204H240V201ZM4 201V200H3ZM11 201H9L8 200V202H10L11 203ZM13 201H15V200H13ZM45 201V202H46ZM59 201L60 200H56V202L57 203H59ZM63 201H60V202H63ZM75 202V203H71V202ZM93 201H94V199H93ZM112 202H113V199L111 200ZM110 201V202H111ZM140 201V200H139ZM244 201H246V204L244 205L243 204V202ZM8 202H6V203H8ZM37 202H39V206L38 207H40V201H37ZM42 203H43V201H41ZM50 201H48V203H49ZM55 202V201H54ZM119 202V201H118ZM134 202V201H133ZM5 203V202H4ZM13 203V202H12ZM70 203V204H69ZM143 203V202H142ZM154 203H152V204H154ZM170 203V204H169ZM177 203V204H176ZM14 204V203H13ZM45 204V203H44ZM47 204V203H46ZM56 204V203H55ZM60 204V203H59ZM151 204V203H150ZM243 204V205H242ZM7 205H9V204H5L4 206L6 207ZM16 205H17V202H16ZM43 205V204H42ZM41 205V206H42ZM58 205V204H57ZM77 205H75V206H77ZM80 205V204H79ZM78 205V206H79ZM83 205V204H82ZM206 205V206H205ZM3 206V207H4ZM10 206V205H9ZM9 206H7V207H9ZM20 206V205H19ZM45 206L46 205H44L43 207L45 208ZM74 206V205H73ZM113 206H112V208H113ZM33 207H35V205L33 206ZM38 207H36V208H38ZM43 207H41V208H39L40 210V212H42V208ZM58 207V206H57ZM26 208H27V206H26ZM111 208V207H110ZM111 208V209H112ZM2 209V208H1ZM6 210L5 211H7V208H5ZM14 209H16L15 207L12 209V211L14 210ZM35 208H33V211L35 212V210H38V209H35ZM3 210V209H2ZM0 211L1 213H5L4 211ZM8 211H9V209H8ZM12 211H10L11 212V214H12ZM44 211V210H43ZM161 211V212H160ZM14 212H16V211H14ZM13 212V213H14ZM37 212V211H36ZM48 212H50L49 210H48ZM7 213H9V212H7ZM39 213V212H38ZM76 213H77V211H76ZM15 214V213H14ZM42 214H44V213H40V215H42ZM66 214H68V215H66ZM74 214V215H73ZM263 214V215H262ZM1 216H3V214H0ZM46 215H47V213H46ZM49 215H47V216H49ZM208 215H212L210 218H208ZM0 216V217H1ZM13 216H15V215H13ZM17 216V215H16ZM38 215H36V217H37ZM45 215H42V216H38L39 218H42L43 219V217H44ZM11 217V216H10ZM35 217V218H36ZM77 217V218H76ZM5 218V221H6V217H4ZM9 218V217H8ZM13 218V217H12ZM18 218V217H17ZM74 218H75V221L73 222V220H74ZM140 218H142V219H147L148 221L147 222H137V221H135L136 219H140ZM38 219V218H37ZM150 219V220H149ZM1 220V219H0ZM3 220V219H2ZM13 221H14V219H12ZM11 220V221H12ZM10 221V222H11ZM44 221V222H45ZM131 221V222H130ZM3 222V221H2ZM17 222V221H16ZM8 223V222H7ZM14 223V222H13ZM20 223V222H19ZM17 224V223H16ZM40 224V225H41ZM3 225H4V223H3ZM15 225V224H14ZM21 224H19V226H20ZM12 226V225H11ZM42 226V225H41ZM2 227H4V226H2ZM17 227H18V225H17ZM40 227V226H39ZM19 228V227H18ZM38 228V227H37ZM6 231H7V229H5ZM12 230H15L14 228L12 229ZM33 230V229H32ZM31 230V231H32ZM36 230H38V229H36ZM5 231V233H7ZM17 231H18V229H17ZM26 231V230H25ZM30 231V229H29V231H27V236H26V244H27V246H30V247H35V243H36V245L38 244L36 241L34 242L33 241V238L30 236L31 235V232ZM0 232H2L1 230H0ZM9 232V231H8ZM10 233V232H9ZM12 233V232H11ZM14 233H15V231H14ZM1 234V233H0ZM2 234H4V231L2 232ZM24 234H25V232H24ZM5 235H7V234H5ZM22 235H23V233H22ZM39 235V234H38ZM8 236H10V235H8ZM21 236V235H20ZM24 236V237H25ZM5 237V236H4ZM7 237V236H6ZM34 237V236H33ZM38 236L35 234V238H37ZM10 238V237H9ZM8 237H7V241H6V239L4 238L3 240L7 243V242H9V240H11L12 241V243H11V246H12V249H11V251L14 253V251H13V248L16 250L17 248H21L22 247V244H20V243H22L23 242V237L21 236V238H20V240L22 241H20V240H17V242L18 243H15V244H13L14 242H16L15 241V239L14 238H12V239H14V241L12 240V239H9ZM16 238V237H15ZM39 238V237H38ZM24 241V242H25ZM1 242H2V240H1ZM23 242V243H24ZM41 242V241H40ZM4 243V242H3ZM10 243V242H9ZM8 243V244H9ZM43 243V244H44ZM13 244V245H12ZM25 244V243H24ZM42 244V245H43ZM40 245V244H39ZM37 245L39 248H40V246H42V245ZM3 246H6V244H0V250L1 249H3ZM9 246H7V248H8ZM24 247V246H23ZM37 247V248H38ZM24 248H26V247H24ZM42 248H43V246H42ZM10 249V248H9ZM4 251L6 250V249H3ZM18 250V249H17ZM21 250V249H20ZM30 250V249H29ZM44 250H46V249H44ZM43 250V251H44ZM7 252L9 253V251L7 250L6 252H5V254H6V256H7ZM2 254H4L3 253V251L1 252ZM11 253V252H10ZM37 254V255H38ZM12 255V254H11ZM14 255V254H13ZM12 255V256H13ZM239 255H242L245 259L243 260V258L242 259H240L239 257ZM9 256V255H8ZM239 256V257H238ZM28 257L29 256H27V258L26 259H28ZM45 257V258H46ZM4 258V257H3ZM11 258V257H10ZM9 258V259H10ZM37 258V257H36ZM8 259V260H9ZM14 259H16V258H14ZM18 259H22L21 261H19ZM25 259V260H26ZM34 259V258H33ZM53 259V260H52ZM4 260L5 261H7V258L5 257L4 258ZM36 260V259H35ZM48 260V259H47ZM46 260V261H47ZM56 260V261H55ZM64 260V262H62ZM3 262L2 261V257H0V264H6V262ZM60 261H61V263H60ZM48 262V261H47ZM250 262V263H249ZM8 264V263H7ZM11 264V263H10Z\"/></svg>", "mask_w": 264, "mask_h": 264}]
</instances>
